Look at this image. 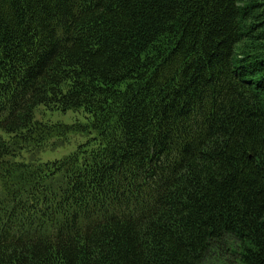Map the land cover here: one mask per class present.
<instances>
[{
  "label": "trees",
  "instance_id": "1",
  "mask_svg": "<svg viewBox=\"0 0 264 264\" xmlns=\"http://www.w3.org/2000/svg\"><path fill=\"white\" fill-rule=\"evenodd\" d=\"M0 264H264V0H0Z\"/></svg>",
  "mask_w": 264,
  "mask_h": 264
},
{
  "label": "rangeland",
  "instance_id": "2",
  "mask_svg": "<svg viewBox=\"0 0 264 264\" xmlns=\"http://www.w3.org/2000/svg\"><path fill=\"white\" fill-rule=\"evenodd\" d=\"M81 119V115L75 113H67V114H60L58 112H50L48 111L47 116L44 117L45 121H50L51 123H65V124H72L75 120ZM72 143L66 147L60 148L57 151H46L41 155L42 161H54L60 160L65 155H68L72 150L78 147L77 141L74 139L75 137L72 136ZM78 140V139H77ZM87 141L86 138H82L79 140V143L82 145ZM76 143V144H75Z\"/></svg>",
  "mask_w": 264,
  "mask_h": 264
}]
</instances>
